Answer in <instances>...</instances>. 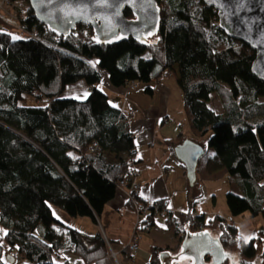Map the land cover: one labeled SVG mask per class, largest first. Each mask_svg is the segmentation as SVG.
Returning <instances> with one entry per match:
<instances>
[{"label": "trees", "instance_id": "trees-1", "mask_svg": "<svg viewBox=\"0 0 264 264\" xmlns=\"http://www.w3.org/2000/svg\"><path fill=\"white\" fill-rule=\"evenodd\" d=\"M12 1L25 4L21 21L35 36L23 33L25 38L13 39L11 26L0 18V227L6 231L0 240V264L10 263L7 255L31 264H68L58 261L67 254L86 264H114L101 231L88 234L64 225L51 209L98 222L119 181L132 184V162L113 165L105 157H134L137 146L127 116L99 88L103 71L116 88L136 81L148 93L153 79L175 74L193 135L200 140L210 134L206 145L198 142L205 153L197 172L213 150L207 175L225 170L241 192L226 194L232 216H264V82L252 73L256 52L226 36L214 8L202 0H156L159 33L148 43L127 38L101 44L86 24L58 37L36 19L29 0ZM125 15L133 17L129 10ZM80 81L90 88L86 100L63 96ZM213 93L221 101V114L209 105ZM26 96L45 105L21 106ZM185 140L179 136L169 145L174 150ZM201 185L197 176L193 187ZM198 203L194 199L187 213L173 217L167 212L168 200H158L143 224L151 228L167 212L168 229L176 236L185 237L201 226L211 233L218 229L217 238L233 258L238 256L237 264H264L263 231L246 240L220 215L195 216ZM127 205L133 208L131 201ZM184 237L174 249L152 246L146 264H168L161 255L179 253ZM121 253L124 263L134 260L129 246Z\"/></svg>", "mask_w": 264, "mask_h": 264}, {"label": "crops", "instance_id": "crops-1", "mask_svg": "<svg viewBox=\"0 0 264 264\" xmlns=\"http://www.w3.org/2000/svg\"><path fill=\"white\" fill-rule=\"evenodd\" d=\"M105 83V85H99V88L109 96L110 102L127 116L131 130L135 134L137 146L134 157H131L128 153L120 155L107 153L105 157L107 162L113 165H119L121 161L132 162L135 174L131 177V181L140 188L139 198L150 204L161 199H167L169 202L167 212H171L173 217L180 213H187L193 200L200 198V202L205 200L210 203V208L198 211L199 204H197L195 216L206 215L208 219L220 215L228 221L236 222V226L240 231V226L244 224L243 221H236V217L232 216L229 208L226 209L228 206L224 207L223 201L221 211H218V194L224 195L226 199L228 192H234L238 195H241V192L225 170H220L214 175H207L205 167L208 159L213 155V150L202 160L204 162L202 174L198 173V178L202 182V185L198 188L201 194L194 197L189 190L190 184L187 174H185L184 164L169 145V140L176 139L179 136L196 141L185 112L177 76L173 74V76L166 75L153 79L150 83L153 89L152 93H148L145 90L146 85L141 83H139L136 90H129L128 87L116 88L107 79ZM66 92L69 95L67 97L63 95L66 98L86 100L90 88L84 81H80L68 86ZM216 112L218 114L223 113L222 104ZM166 121L169 122L166 124ZM231 182L234 183L236 191L231 189ZM129 193V188L118 190L115 198L105 206L98 222H94L89 217L72 218L69 215H62V213H57L55 211L57 207L52 205L51 209L54 217L64 225L72 226L88 234H93L98 230L101 231L112 250L122 252L129 245L137 227L138 217L133 208L127 205ZM167 212L162 215L165 220L168 216ZM144 219L145 217L140 218L142 223L139 228L141 239L139 250L134 254V260L140 257L145 259L147 263L151 258L152 246L162 249H174L180 245V240L184 237V234L181 233L176 236L170 229H167L168 232L173 234L171 237L162 240L159 245L152 243L146 246V242L143 241L144 234L145 232L153 233V231L152 228H147V225L143 224ZM261 231L264 232V230ZM142 245L145 246L142 247ZM167 252L172 254L171 251ZM58 261L68 264H86L80 257L71 254L62 256Z\"/></svg>", "mask_w": 264, "mask_h": 264}, {"label": "water", "instance_id": "water-1", "mask_svg": "<svg viewBox=\"0 0 264 264\" xmlns=\"http://www.w3.org/2000/svg\"><path fill=\"white\" fill-rule=\"evenodd\" d=\"M217 11L219 27L227 37L244 43L256 52L252 73L264 82V0H202ZM36 19L58 37H68L79 24L93 29L97 43L110 44L133 38L148 43L159 33L161 10L156 0H29ZM129 10L133 17L128 18ZM185 165L187 179L193 187L198 166L204 157V147L186 139L175 149ZM161 257L168 264L186 258L192 264H237L233 256L209 230L187 232L180 252H164ZM13 264L15 258L6 256Z\"/></svg>", "mask_w": 264, "mask_h": 264}, {"label": "rangeland", "instance_id": "rangeland-1", "mask_svg": "<svg viewBox=\"0 0 264 264\" xmlns=\"http://www.w3.org/2000/svg\"><path fill=\"white\" fill-rule=\"evenodd\" d=\"M24 4V3H23ZM25 5V4H24ZM9 32L11 33V35L13 37H20L21 39L25 38V35L23 33H20L18 30H16L15 28H9ZM92 63L94 65H97V61L95 59L92 60ZM171 76H173V74H169ZM107 79V81H109L108 79V73L106 71H103V80L101 82L100 85H105V80ZM144 85V84H143ZM142 85V86H143ZM144 88V86H143ZM142 88V89H143ZM68 91V90H67ZM64 96H69L68 93L64 92L63 94ZM21 106L27 107V106H44L45 103L41 102V101H37L35 98L30 97V96H26L21 102H20ZM210 107L217 111V109H220V105H221V101L218 97V95L216 93H213L210 95V102H209ZM194 136V135H193ZM210 137V134L207 135L204 138H201L200 140L198 138H196L194 136V138L198 141H200V143L202 145H206L207 144V140ZM204 166V162H201L200 165V175L202 174V169ZM235 183V182H234ZM234 183L231 182V189L233 191H236V187L234 186ZM189 190L191 191L192 195L194 197H198L201 192L200 190H198V188L196 187H192L191 185L189 186ZM198 200V211H202V210H208L210 208V203H208L207 201L203 200L200 202V198L197 199ZM222 201L224 203V207H227L226 205V199L225 196L221 194L217 195V208L218 211H221V207H222ZM228 209V207L226 208ZM57 213H62V215H68L66 214L65 211L61 210L60 208H56ZM71 217V216H70ZM236 221H243V225L240 226V234L242 235V237L246 238H254L257 237L259 235V233L261 232V230H264V217L261 216H257L254 218H251L249 213H245L244 215L238 216L235 218ZM153 233H149V232H145L144 234V240L146 242V246L150 245V244H161L162 240H166L169 237H171L173 234L167 231V223L166 220L162 217V216H158L155 219V225L151 227ZM0 238L2 239L4 236V231L5 229L0 227ZM3 231V232H2ZM260 231V232H259ZM2 233V234H1ZM212 235L217 238L219 235V230L215 229L212 231ZM147 236V238H146ZM157 240V241H155ZM145 245H142V247H144ZM264 247V244H263ZM108 250H109V245H108ZM238 259V256H236V258H234V260ZM123 261V259H122ZM259 262H261V259H259ZM146 260L140 257H137L136 260L130 261L129 263H124L123 264H145ZM11 264V263H8ZM13 264H31L29 261L22 259L19 255L15 258V263Z\"/></svg>", "mask_w": 264, "mask_h": 264}, {"label": "built area", "instance_id": "built-area-1", "mask_svg": "<svg viewBox=\"0 0 264 264\" xmlns=\"http://www.w3.org/2000/svg\"><path fill=\"white\" fill-rule=\"evenodd\" d=\"M26 11V6L21 1H12V0H0V18L3 19L9 26L15 28L19 32L26 34L28 37L34 38L35 32H31L27 30V26L22 23L21 17ZM139 86V82L133 81L129 83L126 87L129 90H136ZM169 121H166L167 124ZM129 188V201L133 204V210L137 215V227L131 237L129 247L132 254H136L139 250V243H140V226H142L140 218L145 217L152 207V204H140L135 201L134 197H139L140 195V188L136 183H132L131 185L128 184L126 180H120L118 184V190ZM234 226L237 225L236 222H232ZM204 228H201L198 231H203ZM1 240V238H0ZM109 257L113 259L114 264H123L122 261V253L115 252L109 245Z\"/></svg>", "mask_w": 264, "mask_h": 264}, {"label": "snow or ice", "instance_id": "snow-or-ice-1", "mask_svg": "<svg viewBox=\"0 0 264 264\" xmlns=\"http://www.w3.org/2000/svg\"><path fill=\"white\" fill-rule=\"evenodd\" d=\"M104 2L106 3L107 2V0H104ZM13 39H16V40H19V39H21L20 37H13ZM86 95V94H85ZM6 234V233H5ZM247 239H250V238H246V240Z\"/></svg>", "mask_w": 264, "mask_h": 264}]
</instances>
